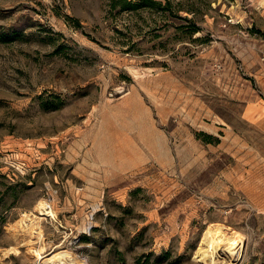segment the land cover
Wrapping results in <instances>:
<instances>
[{
    "label": "rangeland",
    "instance_id": "374dc122",
    "mask_svg": "<svg viewBox=\"0 0 264 264\" xmlns=\"http://www.w3.org/2000/svg\"><path fill=\"white\" fill-rule=\"evenodd\" d=\"M160 1L0 0V264H264V0Z\"/></svg>",
    "mask_w": 264,
    "mask_h": 264
},
{
    "label": "bare ground",
    "instance_id": "6f19581e",
    "mask_svg": "<svg viewBox=\"0 0 264 264\" xmlns=\"http://www.w3.org/2000/svg\"><path fill=\"white\" fill-rule=\"evenodd\" d=\"M55 211L50 204L43 200H39L34 211L23 212L21 217L11 223L10 228L21 229L27 233L28 238H41L40 219L41 216H49L55 218ZM242 236L237 231L226 232L222 225L215 224L209 226L202 237L197 252L202 255V261L206 264H215L216 257L223 254V259L229 262L233 255L237 253L238 247L241 246ZM9 249H6V254ZM29 251L37 256L41 254V250L29 248ZM222 260V259H221ZM71 261L74 264L78 261L67 250H59L54 252L49 258L43 260V264H64ZM220 261V260H219ZM218 261V262H219Z\"/></svg>",
    "mask_w": 264,
    "mask_h": 264
},
{
    "label": "trees",
    "instance_id": "16d2710c",
    "mask_svg": "<svg viewBox=\"0 0 264 264\" xmlns=\"http://www.w3.org/2000/svg\"><path fill=\"white\" fill-rule=\"evenodd\" d=\"M169 1H167L165 4L162 3L160 0H110V8L114 9L118 7L121 10L129 9V10H137L141 6H148V7H154L161 10L168 9ZM179 29L182 28V25L178 26ZM198 30L197 27H193L191 32H196Z\"/></svg>",
    "mask_w": 264,
    "mask_h": 264
}]
</instances>
